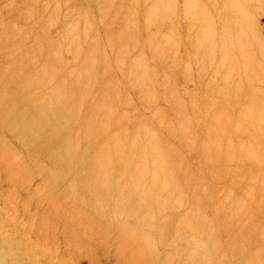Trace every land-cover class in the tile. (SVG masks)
<instances>
[{
  "label": "rangeland",
  "instance_id": "obj_1",
  "mask_svg": "<svg viewBox=\"0 0 264 264\" xmlns=\"http://www.w3.org/2000/svg\"><path fill=\"white\" fill-rule=\"evenodd\" d=\"M0 264H264V0H0Z\"/></svg>",
  "mask_w": 264,
  "mask_h": 264
}]
</instances>
